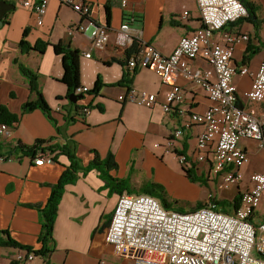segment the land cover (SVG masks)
Returning a JSON list of instances; mask_svg holds the SVG:
<instances>
[{
	"label": "crops",
	"instance_id": "obj_1",
	"mask_svg": "<svg viewBox=\"0 0 264 264\" xmlns=\"http://www.w3.org/2000/svg\"><path fill=\"white\" fill-rule=\"evenodd\" d=\"M6 1L16 7L5 14L4 25L0 28V104L20 114L22 104L35 97L27 77L20 71L19 64L22 63L40 74L42 93L61 131L43 110L34 109L22 114L11 128L10 135L0 141V155L9 154L11 142L31 145L37 139H52L59 144L70 141L76 145L83 167L96 156L105 159L113 154L117 168L110 174L126 179L128 190H133L130 194L138 193L145 183L151 181L165 188L172 187L175 178H181L185 185L194 184L186 177L183 168L180 170L168 158L169 152L192 157L196 153L197 136L202 125L188 124L186 116L164 111L161 104L169 85L164 84L152 69L128 66L126 50L116 45V38L122 22L128 21L136 40L152 44L169 55L182 36L202 25L196 0H128L126 7L122 6L121 0H85L90 4V17L109 28L110 40L104 49L94 48L88 34L81 31L69 34V27L78 26L85 18L61 0H48L42 24L37 23L32 10L22 7L16 0ZM250 1L255 6L252 19L255 22L248 19L237 21L226 25L225 30L249 36L248 41L235 45L233 63L238 72L234 81L238 103L263 116L264 105L246 96L264 54V13L260 10L264 0ZM184 10H188L189 15L181 19ZM127 17L129 20L125 19ZM26 28L29 43H49L43 53L22 50L19 42ZM56 43L80 51V87H88L90 91L98 78L104 84L99 94L84 92V97L78 101L80 106L90 109L89 113L84 114L83 108L74 111L70 100L65 97L67 85L60 80L64 73L63 60L62 55L54 51L53 44ZM88 52H91L90 57L86 55ZM193 65L207 64L197 59ZM242 66H247L250 73L240 74ZM128 71L133 73L132 82L127 83L129 86L118 84ZM177 83L184 90L186 100L182 105L187 112H201L209 105L207 94L199 85L182 75L178 76ZM129 88L156 94L155 104L140 105L127 99L120 100L119 96H125ZM68 114L73 116L72 120H66ZM177 127L183 128V134L172 137ZM170 139L174 142L171 151L166 148ZM251 141L255 140L244 138L240 141L248 155ZM69 164L70 160L63 154L42 165L35 164L28 156L15 154L0 160V234L7 231L21 244L35 248L41 246L38 241L41 216L37 206L46 203L51 186L59 181ZM197 167V174H202L203 166ZM119 195V192L110 190L97 169L80 172L75 182L65 185L58 205L53 230L55 248L49 254H40L36 264H84V259L89 256L100 258L116 254L113 245L106 240V230ZM170 198L168 202L172 203L173 198ZM16 249L0 246V264H12ZM121 263L129 262L123 259Z\"/></svg>",
	"mask_w": 264,
	"mask_h": 264
},
{
	"label": "built area",
	"instance_id": "obj_2",
	"mask_svg": "<svg viewBox=\"0 0 264 264\" xmlns=\"http://www.w3.org/2000/svg\"><path fill=\"white\" fill-rule=\"evenodd\" d=\"M32 10L37 23L42 24L48 0H16ZM85 18L76 27H69L70 35L78 31L92 38L96 49H104L110 40V31L90 17V4L85 0H61ZM202 25L194 32L182 36L169 55L152 44H143L128 59L131 68H149L164 84L169 85L162 107L165 112L175 111L186 116L188 124L198 123L202 130L197 136L196 153L191 157L180 154L179 160L187 167L202 165L206 176L213 181L204 204L196 209L179 211L166 208L159 198L149 193H122L114 208L106 230V240L113 245L116 255L132 264H264V167L251 173L249 183L242 192L239 206L226 213L218 204V193L239 185L242 168L249 155L240 141L244 138L257 142L264 149V115L246 109L238 103L234 77L238 72L233 63L235 45L249 40L248 34L229 32L226 25L248 16L241 0H196ZM122 6L128 0H121ZM188 10L180 16L186 19ZM128 21L122 22L117 32L116 45L127 50L135 39ZM91 56V52L86 53ZM202 59L206 66H194ZM239 73L249 74L247 66ZM182 75L199 85L207 94L209 105L201 112H187L182 105L184 90L177 83ZM78 90L86 92L88 87ZM249 100L264 105V54L254 74L251 88L246 92ZM156 94L130 88L120 100L127 99L140 105L153 106ZM89 108L83 112L89 113ZM12 126L0 123V141L10 135ZM183 128L177 127L172 137H180ZM15 143V142H11ZM174 150V142L166 143ZM9 157V156H8ZM0 155V160L8 158ZM50 152L39 151L33 162L51 163ZM215 177H211V172ZM38 255L33 250L16 249L12 264H36ZM100 264H105L101 260Z\"/></svg>",
	"mask_w": 264,
	"mask_h": 264
},
{
	"label": "trees",
	"instance_id": "obj_3",
	"mask_svg": "<svg viewBox=\"0 0 264 264\" xmlns=\"http://www.w3.org/2000/svg\"><path fill=\"white\" fill-rule=\"evenodd\" d=\"M241 1L244 3L248 10V16L241 18L238 21L248 19L255 22L254 20H252L253 16L255 15V6L251 3L250 0ZM125 19L129 20L128 17ZM27 31L28 29L26 28L24 30L23 38L19 42L22 50H36L43 53L46 45H48L49 43L46 41H37L35 44L29 43L26 39ZM53 48L57 54L62 55L64 73L60 80L67 85V93L65 97L69 98L71 94L80 95L76 102L69 101V103L74 107V111L79 112L81 108H83V106H80L78 104V101L84 97V92L78 90L79 88H81L79 65L80 51L77 49H73L68 45H62L61 43L53 44ZM139 49L140 42L138 40H134L131 46L126 50V59L128 60L132 56V54L138 52ZM19 67L23 75L27 77L30 90L32 93H34L35 97L28 99L22 104V112L20 114L14 113L10 111V109L6 105L0 104V123H7L14 127L18 123L22 114L39 108L43 110L54 122L57 130L61 131V127L58 125V122L53 115V110L42 93L39 82L40 74L27 68L22 63L19 64ZM132 80L133 73L128 71L118 84H127L128 82L131 83ZM103 85L104 84L101 79L98 78L95 86L89 92L99 94ZM88 107L93 108V106ZM69 119H73V116H71V114H68L66 118V120ZM39 151L50 152L51 154H54V156H52L53 160H56L57 157L61 154L66 155L70 160V164L64 169L59 181L51 186V193L46 203L43 206H37L40 209L41 216V232L38 237V241L41 246L39 248H35L34 246L21 244L20 242L12 238L7 231H2L0 234V246L33 250L36 254L45 255L51 253L55 248V240L53 237L54 222L57 216L58 205L64 192L65 185L75 182L78 179L80 172L86 173L90 169L95 168L100 172V176L106 181V184L110 188V190L119 192L120 194H122L125 190H127L128 193H133V190H128L126 179H119L110 174L111 170L117 168V162L113 154H109L105 159H100L99 156H96L88 166L83 167L80 162L81 160L80 158H78V155L76 153V145L70 141L59 144L57 142H53L52 139H37L31 145H26L20 141H16L9 146V154H5L4 156L8 157L11 154H15L18 156H28L33 161ZM177 155L179 156L180 153L177 152ZM182 168L186 177H188V179H190L192 182H200L203 184L207 182V179L206 177H204V175L197 174L194 166L187 167L183 164ZM138 193H149L158 197L165 207L183 211V209H181L180 207L172 205L176 201L172 200V203L168 202L165 187L157 182L151 181L145 183L138 191ZM241 196L242 193L238 192L231 200L222 199L218 200L217 202L224 212L233 213L234 210L239 206ZM203 204V202L199 201L192 209L199 208Z\"/></svg>",
	"mask_w": 264,
	"mask_h": 264
},
{
	"label": "rangeland",
	"instance_id": "obj_4",
	"mask_svg": "<svg viewBox=\"0 0 264 264\" xmlns=\"http://www.w3.org/2000/svg\"><path fill=\"white\" fill-rule=\"evenodd\" d=\"M264 6V5H263ZM261 6L260 10L262 13H264V7ZM171 151V150H169ZM250 158L249 162L245 164L242 168V173H243V179L241 182H239V185H231L227 189L220 191L217 195L219 200L222 199H227L231 200L234 198V196L240 192L242 193L247 185L248 181L250 179L251 173L254 171H261L264 167V149L258 147L257 142L251 141L250 144ZM170 161L176 165L181 170V167L183 164L179 160V157L174 154L173 152H169V158ZM172 163H169L172 165ZM199 169V167H198ZM202 175L206 177L204 170H202ZM211 177H215V173L212 171L211 172ZM207 182L205 184L200 183V182H194V184L198 185H185L183 183V180L181 178H175L172 181L173 186L170 188H165L167 196L166 197H172L170 199L176 201L172 205L176 207H180L183 210H191L194 208L197 202H205L209 192L212 191L213 189V181L207 178ZM191 182V181H190ZM193 183V182H191ZM259 210L264 211V204L262 203L259 207ZM41 255H38V258ZM37 258V259H38ZM101 260L105 261V264H122L123 258L120 256L114 254V255H105L100 258L94 257V256H89L88 258L86 257L84 259V264H100ZM132 264V263H128Z\"/></svg>",
	"mask_w": 264,
	"mask_h": 264
},
{
	"label": "water",
	"instance_id": "obj_5",
	"mask_svg": "<svg viewBox=\"0 0 264 264\" xmlns=\"http://www.w3.org/2000/svg\"><path fill=\"white\" fill-rule=\"evenodd\" d=\"M16 5L14 3L11 2H7L6 0H0V28L4 25V16L5 14L12 9H15ZM78 97H80V95H76V94H71L69 96V100L71 102H76L78 100Z\"/></svg>",
	"mask_w": 264,
	"mask_h": 264
},
{
	"label": "bare ground",
	"instance_id": "obj_6",
	"mask_svg": "<svg viewBox=\"0 0 264 264\" xmlns=\"http://www.w3.org/2000/svg\"><path fill=\"white\" fill-rule=\"evenodd\" d=\"M133 43V42H132ZM130 47V46H129ZM130 89V88H129ZM195 167V169H198L197 165H193ZM206 176V175H205ZM207 177V176H206ZM208 178V177H207ZM130 194V193H129ZM136 194V193H135ZM154 196V195H153ZM156 197V196H155ZM158 198V197H157ZM161 201V200H160ZM163 204V203H162ZM167 208V207H166ZM168 209H174V208H168ZM177 210V209H175ZM180 211V210H179ZM185 211V210H183ZM18 249V248H17ZM19 249H22V248H19ZM38 255V254H37Z\"/></svg>",
	"mask_w": 264,
	"mask_h": 264
}]
</instances>
